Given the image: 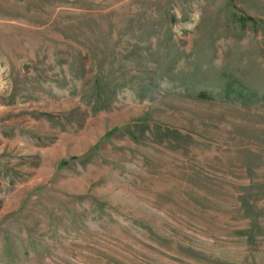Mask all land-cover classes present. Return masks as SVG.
Wrapping results in <instances>:
<instances>
[{
  "label": "rangeland",
  "instance_id": "374dc122",
  "mask_svg": "<svg viewBox=\"0 0 264 264\" xmlns=\"http://www.w3.org/2000/svg\"><path fill=\"white\" fill-rule=\"evenodd\" d=\"M0 264H264V0H0Z\"/></svg>",
  "mask_w": 264,
  "mask_h": 264
},
{
  "label": "trees",
  "instance_id": "16d2710c",
  "mask_svg": "<svg viewBox=\"0 0 264 264\" xmlns=\"http://www.w3.org/2000/svg\"><path fill=\"white\" fill-rule=\"evenodd\" d=\"M65 163V162H64Z\"/></svg>",
  "mask_w": 264,
  "mask_h": 264
}]
</instances>
